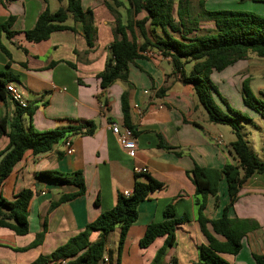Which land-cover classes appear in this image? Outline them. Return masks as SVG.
Wrapping results in <instances>:
<instances>
[{
	"label": "crops",
	"instance_id": "1",
	"mask_svg": "<svg viewBox=\"0 0 264 264\" xmlns=\"http://www.w3.org/2000/svg\"><path fill=\"white\" fill-rule=\"evenodd\" d=\"M210 1L198 0L203 8ZM213 1L212 9H216L212 11L238 9L264 16V0ZM80 4L83 11L92 12L95 41L91 48L83 38L82 24L74 23L71 18L64 25L72 27L73 31L53 32L39 44L24 41L22 32L34 27L45 8L54 13L66 6V0L9 3L0 0V25L14 17L10 30L17 33L10 39L0 33V44L9 53L8 58L0 50V80L12 84L27 107L34 108L30 119L22 116L24 129L30 126L43 132L87 123L94 128L91 135L66 137L73 148L71 155L65 152L64 139L47 153L34 156L26 152L4 180L0 189L2 199L13 201L25 189L32 192V197L27 208L26 235L18 236L0 228V264H30L40 256L49 255L102 212L112 209L119 194L132 192L137 176H149L163 188L138 205L137 220L129 227L119 255V229L108 236L105 262L99 264H115L116 261L118 264H150L163 246L164 238L155 239L147 248H140L139 241L146 226L165 220V210L171 212L173 218L187 219L176 227L175 245L166 249L158 264H170L172 258L177 264H204L200 247L206 241L196 220L199 216L209 220L220 218L229 199L224 180L219 182L216 196L195 194L188 173L194 165L221 169L226 163L234 164L229 152L234 136L229 131L226 139L223 127L208 122L192 87L183 82L181 74H174L170 58L156 50L145 52L143 58L129 66L128 84L117 80L102 90L97 76L109 57L117 17L124 24L127 21L128 1L80 0ZM144 15L139 14L135 20ZM154 36L164 38L160 29L155 30ZM188 66L189 73L192 63ZM185 67L182 71L187 76ZM2 74L9 75L10 79L6 80ZM160 90L164 92L159 93ZM125 91L129 123L137 145L134 158L125 155L107 127L109 122L123 126L120 100ZM15 112V103L4 95L0 99V121H5V131ZM263 138L264 132H260L262 141ZM7 144L6 135L0 131V152L6 150ZM134 168H145L146 173L137 175ZM43 171L66 177L80 173L84 194L49 208L62 194L72 193L75 188L37 179L36 174ZM227 215L253 220L259 228L242 238L237 255L225 256V260L230 264H255L253 256L264 255V173L253 175L242 185ZM97 237L98 233H92L90 240L95 241ZM40 238V244H36Z\"/></svg>",
	"mask_w": 264,
	"mask_h": 264
},
{
	"label": "trees",
	"instance_id": "2",
	"mask_svg": "<svg viewBox=\"0 0 264 264\" xmlns=\"http://www.w3.org/2000/svg\"><path fill=\"white\" fill-rule=\"evenodd\" d=\"M13 2L15 0H4ZM60 1V0H58ZM127 21L122 23L117 17L113 28V41L109 45V57L103 71L98 74L99 85L102 90L107 89L117 80L128 84V68L135 60L143 58L149 50H156L163 57H169L174 74H181L183 82L192 87L198 105L205 111L207 120L214 125H224L231 129L234 141L229 144V152L235 163H226L221 169L201 168L194 165L188 173L193 184L195 194L202 196H216L221 180L226 183L228 203L218 219L197 218L199 231L205 238L206 244L200 247V257L204 264H230L225 256H235L241 249L242 238L257 230L258 224L249 219L229 218L228 210L237 201L238 192L242 185L253 175L264 173V161L250 150L245 135L239 127L238 120L243 119L240 114L228 107L234 118L223 113L212 101L211 90L218 97L210 76L213 72H222L238 61H243L248 54H254L264 59V16L246 11L216 10L206 11L199 2L200 12L194 15L188 0H127ZM105 7L112 11V7L105 3ZM145 14L142 19L135 18ZM71 18L74 23L82 24V33L88 48L93 47L95 41V27L92 12L83 11L80 0H66V6L51 13L48 8L37 17L34 27L22 32L27 44H39L46 41L53 32L69 30L72 27L64 25ZM200 18L211 22L213 29L200 34L198 26ZM14 17H9L0 25V33L7 38L16 32L11 31ZM160 29L164 38L154 36L155 30ZM0 50L9 58V53L0 44ZM25 52V49H22ZM187 76L183 74V67L191 64ZM9 80V75L2 74ZM5 80H0V99L4 98ZM128 86V85H127ZM160 90L159 93H163ZM244 99L246 105L262 102L257 100L252 92L244 85ZM225 103V100L220 97ZM121 111L123 126L132 129L129 121V105L126 91L121 95ZM16 112L5 131V121H0V131L6 135L8 144L6 150L0 152V185L9 176L13 167L23 158L26 152L40 155L49 152L56 144L70 134L91 135L93 125L87 123L79 127H64L37 132L30 126L24 129L21 119L26 115L29 119L34 108L21 109L16 105ZM40 180L50 181L58 186H70L75 191L62 194L58 200L51 203L54 208L84 194L85 186L80 173L66 177L57 172L43 171L36 174ZM144 178L143 181L140 179ZM163 185L149 176H137L131 194L125 197L119 194L112 209L102 212L97 218L88 223L76 236L71 237L64 245L56 248L47 256H40L30 264H99L105 262L106 244L108 236L119 229L118 255L125 241L127 231L137 220V207L151 193L161 190ZM32 197L28 189L17 194L13 201H6L0 197V228H6L18 236L28 233L27 208ZM165 220L160 223H150L146 226L139 241L140 248H147L155 239L164 238L163 246L156 252L150 264H158L164 257L167 248L175 245V229L186 222V217L173 218L168 210L164 212ZM98 233L95 241L90 240L92 233ZM40 240L36 244H40ZM117 255V256H118ZM255 264H264V255H254ZM115 262V261H114ZM118 264V261L115 262ZM170 264H177L172 258ZM196 264V263H192Z\"/></svg>",
	"mask_w": 264,
	"mask_h": 264
},
{
	"label": "rangeland",
	"instance_id": "3",
	"mask_svg": "<svg viewBox=\"0 0 264 264\" xmlns=\"http://www.w3.org/2000/svg\"><path fill=\"white\" fill-rule=\"evenodd\" d=\"M191 6V12L198 15L200 12L198 0H188ZM177 0H175V3ZM214 1L206 3L204 7L206 11H212ZM229 11H243L238 9H226ZM198 33L203 34L213 29L212 23L200 18ZM188 75L189 66L186 65ZM213 87L225 103L211 90V98L214 104L226 115L234 118L228 110V107L243 117L238 120L239 127L245 135V139L249 141L250 150L260 159L264 161V138L260 139L264 132V59L256 57L254 54H248L243 61H238L222 72H213L210 76ZM246 86L254 95V97L262 102V105L251 104L246 105L243 102L244 93L243 86ZM225 131L227 139L230 127L219 125ZM262 130V131H260ZM253 148V150H252ZM111 235V234H110ZM110 237V236H109Z\"/></svg>",
	"mask_w": 264,
	"mask_h": 264
},
{
	"label": "built area",
	"instance_id": "4",
	"mask_svg": "<svg viewBox=\"0 0 264 264\" xmlns=\"http://www.w3.org/2000/svg\"><path fill=\"white\" fill-rule=\"evenodd\" d=\"M5 93L9 97V99L13 103L18 105L21 109H25L27 107L21 94L15 89L12 84L8 83L5 85ZM107 127L111 134L116 138L117 143L119 144L125 155L129 158H134L136 154L137 145L133 131L127 127L119 125L116 122H109ZM63 146L67 155L73 154V148L71 147L70 139L65 138L63 141ZM134 172L137 175H142L146 173V169L134 168ZM130 194L131 192H125L123 195L125 197H128ZM60 263L64 264V261H60Z\"/></svg>",
	"mask_w": 264,
	"mask_h": 264
}]
</instances>
